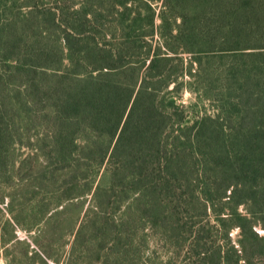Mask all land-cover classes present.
<instances>
[{
    "label": "trees",
    "instance_id": "1",
    "mask_svg": "<svg viewBox=\"0 0 264 264\" xmlns=\"http://www.w3.org/2000/svg\"><path fill=\"white\" fill-rule=\"evenodd\" d=\"M258 228L264 0H0L6 264H264Z\"/></svg>",
    "mask_w": 264,
    "mask_h": 264
},
{
    "label": "rangeland",
    "instance_id": "2",
    "mask_svg": "<svg viewBox=\"0 0 264 264\" xmlns=\"http://www.w3.org/2000/svg\"><path fill=\"white\" fill-rule=\"evenodd\" d=\"M192 97H193V96H192V94H191L189 91L184 90V91L181 93L180 101H181V103L184 104V105H189V103H191L192 100H193ZM178 102H179V101H178ZM207 108H209V107L207 106ZM258 230H259L260 233H264V232L262 231V229L258 228ZM235 233H236V231L233 232V235H235ZM18 235H19V237H21V238L25 236V234H24L22 231L18 232ZM0 264H6V262L4 261V259H3L1 256H0ZM48 264H55V263H52V262H51V263H48Z\"/></svg>",
    "mask_w": 264,
    "mask_h": 264
},
{
    "label": "crops",
    "instance_id": "3",
    "mask_svg": "<svg viewBox=\"0 0 264 264\" xmlns=\"http://www.w3.org/2000/svg\"><path fill=\"white\" fill-rule=\"evenodd\" d=\"M0 256H1V251H0ZM61 261H63V257H62V260ZM51 262L52 263H55V264H58L57 262H54V261L50 260L49 263H51ZM61 263L63 264V262H61Z\"/></svg>",
    "mask_w": 264,
    "mask_h": 264
}]
</instances>
